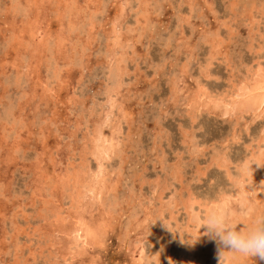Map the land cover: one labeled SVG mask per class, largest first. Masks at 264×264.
<instances>
[{"label": "rangeland", "instance_id": "1", "mask_svg": "<svg viewBox=\"0 0 264 264\" xmlns=\"http://www.w3.org/2000/svg\"><path fill=\"white\" fill-rule=\"evenodd\" d=\"M259 78L264 0H0V264H219L209 210L264 215Z\"/></svg>", "mask_w": 264, "mask_h": 264}, {"label": "clouds", "instance_id": "2", "mask_svg": "<svg viewBox=\"0 0 264 264\" xmlns=\"http://www.w3.org/2000/svg\"><path fill=\"white\" fill-rule=\"evenodd\" d=\"M202 225L206 227V234L220 245L219 264L225 249L242 257L258 256L264 260V215L255 217L242 230L237 228L239 223L226 213L209 210L203 218Z\"/></svg>", "mask_w": 264, "mask_h": 264}, {"label": "bare ground", "instance_id": "3", "mask_svg": "<svg viewBox=\"0 0 264 264\" xmlns=\"http://www.w3.org/2000/svg\"><path fill=\"white\" fill-rule=\"evenodd\" d=\"M259 74V73H258ZM259 76V75H258ZM263 77V76H262ZM261 77V78H262ZM255 82H253L254 84H253V86H251V87H249L248 86V88H247V91L246 92H244L243 93V95L241 94V93H239V95H242V96H244V97H246L245 99L247 100V98L249 99V100H253V102L255 103V105L256 106H264V80H262V79H255L254 80ZM249 85V84H248ZM236 90V89H235ZM238 92V91H237ZM243 97V98H244ZM239 98V97H238ZM240 101H241V99H240ZM251 102V101H250ZM220 103V102H219ZM252 103V102H251ZM218 107V106H217ZM234 107V106H233ZM220 108V107H219ZM256 109V108H255ZM234 110V109H233ZM239 110V109H238ZM254 113V112H253ZM264 113V112H263ZM226 115V114H225ZM228 116H230V115H228ZM234 116V115H233ZM101 149V148H100ZM103 150L101 149V152H102ZM255 172V171H254ZM245 173V172H244ZM244 185V184H243ZM241 190V189H240ZM93 193V192H92ZM95 193V192H94ZM97 195V194H96ZM254 196V195H253ZM245 198V197H244ZM261 199V198H260ZM259 199V200H260ZM247 199L245 198V202L247 203V201H246ZM263 202H264V200H263ZM243 204V203H242ZM245 204V203H244ZM216 205V204H215ZM245 206V205H244ZM249 206V205H248ZM243 207V206H242ZM249 208V207H248ZM229 210V209H228ZM232 210V209H231ZM257 210V209H256ZM196 216V215H195ZM235 218V217H234ZM199 221V220H198ZM242 221V220H241ZM200 223V222H199ZM197 227V226H196ZM197 231V230H196ZM193 232H195V231H193ZM195 236V235H194ZM198 236V235H197ZM200 236V235H199ZM212 239V238H211ZM217 244V243H216ZM205 245V244H204ZM196 249V248H195ZM200 250H201V248H200ZM202 251H203V249H202ZM208 253V252H207ZM206 253V254H207ZM198 254H200V253H198ZM202 254V253H201ZM204 254V253H203ZM224 254V253H223ZM214 256V255H213ZM219 256V255H218ZM189 257V256H188ZM213 258V257H212ZM215 259V258H214ZM214 264H215V262H214ZM216 264H218L217 262H216Z\"/></svg>", "mask_w": 264, "mask_h": 264}]
</instances>
